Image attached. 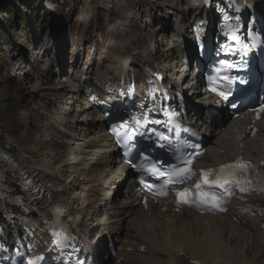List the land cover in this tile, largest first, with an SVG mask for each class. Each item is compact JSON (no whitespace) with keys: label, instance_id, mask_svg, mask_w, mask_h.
<instances>
[{"label":"bare ground","instance_id":"6f19581e","mask_svg":"<svg viewBox=\"0 0 264 264\" xmlns=\"http://www.w3.org/2000/svg\"><path fill=\"white\" fill-rule=\"evenodd\" d=\"M175 1L179 6L186 5L187 13L190 10L198 13L203 12L200 0ZM253 1L263 9L260 0ZM139 3L142 2L138 0H87L90 12L81 19L85 28L78 34L72 51V59L77 62L80 53L82 54L84 51V46L90 41L89 26L95 7L101 9L107 18L109 32L112 35L111 43L108 46L104 45V61L98 60L96 55L94 59L96 50L94 49V53H91L93 57H89L83 63V69L76 72L70 83L79 86L83 84L85 87L91 84L95 85L97 82L110 81L118 84L120 78L134 73L135 82L143 85L144 75L138 68L137 57L133 53L150 42L154 44V49L149 55L153 66L165 74L168 79L170 78V81L175 85L180 86L187 80L189 77L188 67L183 64L181 55L186 51L193 55L194 46L190 37L185 38L184 28L177 25L179 15L184 14L185 11L183 8L182 10L173 8L174 11L171 10V13L166 5L155 4L156 9L160 8L157 9L158 11L162 10L166 13L165 18L160 15L163 30L158 31L162 37L158 42L151 30L154 26L151 23L148 28L145 26L144 19L138 9ZM156 23L158 25L159 22ZM166 46L171 52L170 59L165 58L169 61L168 63L162 58ZM101 47L103 46H96L97 49ZM159 47L160 50H158ZM63 59L64 56L61 61ZM106 63L110 64L109 68ZM60 67L64 69L62 63ZM105 67L106 69H104ZM68 87L70 88V86ZM183 90L187 91V95L193 91L192 93L200 99L201 91L197 90L194 84L190 83V86H186ZM83 93L84 90L80 87L77 90L70 89V102L67 103L61 99L58 106H55L57 108V111L54 112L56 120H51L54 131L63 139L61 146L66 148L69 160L78 169L77 171L64 163L58 166L50 164L55 168L54 170L45 163L36 164L35 160L20 152L16 145L0 131V162L6 170V174L13 178L17 195H20L9 204L10 212H12L9 215L10 220L15 224L16 221L21 220L25 224L30 223L29 225L39 227L40 231L43 230V226H40L38 221L31 217L28 201L23 200L24 196H21L24 194V181L23 176L16 174V169L23 168L28 175L48 181L55 185L56 189L62 187L61 193L64 201H67L74 212L83 217V223L87 225L85 232L92 234L97 226L105 224V228L97 237L98 250L102 253L105 252L106 233L118 242L120 250L117 253L118 256L113 260L102 255L99 258L100 264H173L174 259H177L180 264H188L189 259H196L202 264H255L257 257L262 258L261 263L264 264V231L254 233L247 229L254 225V219L247 220L246 227H243L224 218L218 222L217 218H211L210 215L193 217L192 213L185 212L180 217L170 214V212H163L161 207H156L151 212H145L140 206H135L137 199L134 196L122 200L123 192L117 193L116 198H111L113 190L121 187V180L115 167L118 164V154L111 147L110 137L103 130L105 125L103 114L97 109H91L90 105H80V95H84ZM197 102L201 103V101ZM194 123L208 135L210 140L208 149L211 150V153L203 158L202 165L208 167L217 165L239 152L249 159L264 157L263 122L259 138L252 143L242 138V133L245 130L238 125L237 121H231L225 128L206 125L202 120L194 121ZM45 132L47 139L52 140L48 130ZM79 135L80 137H78ZM241 144L246 148L240 150ZM221 147L226 151L224 154ZM74 179H79V182H73ZM131 183V181L126 183V189L130 193L133 192ZM103 196H106L108 200L112 199L113 209L110 206L108 208L113 216L107 217L106 223L99 221L94 223L97 217L95 206L99 204V197ZM106 199L102 200L103 205L109 203L106 202ZM251 201L263 203V198L256 196ZM20 213L24 217H20L18 215ZM28 218L31 219L28 220ZM38 234L40 235V233ZM39 242H41V238ZM240 245H246V248L237 247ZM121 247H130L133 250L129 252L121 250ZM120 256H124L125 260L117 263Z\"/></svg>","mask_w":264,"mask_h":264},{"label":"rangeland","instance_id":"374dc122","mask_svg":"<svg viewBox=\"0 0 264 264\" xmlns=\"http://www.w3.org/2000/svg\"><path fill=\"white\" fill-rule=\"evenodd\" d=\"M138 1L142 2L138 9L146 28L151 23L154 28L150 29L157 38L158 34L162 38L158 32L162 29V23L160 18H155V4L166 5L171 13L169 9L182 10L175 0ZM25 3L23 5L20 0H0V131L36 164L45 163L54 170L50 164L58 166L64 163L77 171L65 147L61 146L63 139L54 131L51 120H56L54 112L59 101L63 99L69 103L70 99L65 97L70 89L76 90L63 83L58 63L61 65L62 56L66 60L70 58L78 34L85 28L81 19L90 12L87 0H35V3L34 0H25ZM11 5L14 7L12 13L8 10ZM160 12L165 18L166 13ZM92 16L88 33L90 41L84 50L111 43L112 35L104 12L95 7ZM103 52L97 58L104 60ZM170 56L169 47L166 46L162 58L169 60ZM44 128L52 140L46 138ZM73 182H79V179ZM17 197L20 195H17L13 178L6 174L0 162V203L9 201L10 204ZM255 260L258 264L263 261L258 257Z\"/></svg>","mask_w":264,"mask_h":264},{"label":"snow or ice","instance_id":"6c2138e0","mask_svg":"<svg viewBox=\"0 0 264 264\" xmlns=\"http://www.w3.org/2000/svg\"><path fill=\"white\" fill-rule=\"evenodd\" d=\"M214 90H215V89H214ZM221 95H224V94L221 93ZM225 98H227V97L225 96ZM235 167H240L241 169H243V168H246L247 165H244L242 162L237 161V162H234L232 165H225V166H223V168H222L220 171L223 172L225 168H229V169H231V168H235ZM204 175L207 176L206 173H205ZM204 182L207 183V180H205ZM196 188L199 189V188H200V184H197V185H196ZM241 190L243 191V189H241ZM188 191H189L188 189H185V190H184V192H188ZM177 195H178V196H183V193H177ZM206 196H207V194H205V197H206ZM185 202H188V201L185 200ZM202 202L209 203L210 201L207 200L206 198H202ZM213 206H218V204H214Z\"/></svg>","mask_w":264,"mask_h":264},{"label":"trees","instance_id":"16d2710c","mask_svg":"<svg viewBox=\"0 0 264 264\" xmlns=\"http://www.w3.org/2000/svg\"><path fill=\"white\" fill-rule=\"evenodd\" d=\"M20 2L23 4V5H26L25 3V0H20ZM34 3H35V0H34ZM14 9L13 5H11V7L8 8V10L10 11V13H12V10ZM5 118L7 119V117L5 116Z\"/></svg>","mask_w":264,"mask_h":264}]
</instances>
